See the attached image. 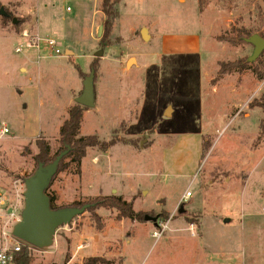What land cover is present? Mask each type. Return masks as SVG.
Wrapping results in <instances>:
<instances>
[{
  "label": "rangeland",
  "instance_id": "rangeland-1",
  "mask_svg": "<svg viewBox=\"0 0 264 264\" xmlns=\"http://www.w3.org/2000/svg\"><path fill=\"white\" fill-rule=\"evenodd\" d=\"M201 1L116 0L102 44V0H0V192L24 201L36 139L50 155L61 149L59 128L94 70L78 136L117 143L65 158L47 192L57 208L121 195L157 217L86 210L52 245L32 246L31 264H264V110L249 106L264 93V50L249 69L218 72L252 53L223 40L234 29L264 38V1ZM24 31L56 40L63 55L16 53Z\"/></svg>",
  "mask_w": 264,
  "mask_h": 264
},
{
  "label": "trees",
  "instance_id": "trees-1",
  "mask_svg": "<svg viewBox=\"0 0 264 264\" xmlns=\"http://www.w3.org/2000/svg\"><path fill=\"white\" fill-rule=\"evenodd\" d=\"M201 4L202 1L198 0ZM264 1V0H263ZM116 0H102L101 9L104 14V21L102 24L103 35L100 39L102 44H104L107 40V35L110 27L112 26L113 20L118 16L117 10L114 7V3ZM6 17V16H4ZM251 33L243 28L234 29V33L231 36H226L223 40H227L230 44L235 45L238 42H242L243 38L250 36ZM261 35H263L261 33ZM253 66V62H245L244 60H236L231 62H221L219 68V74H229L235 71H244ZM94 68V67H93ZM258 74V71L255 70ZM264 75L259 74V78H263ZM260 101L254 99L249 106H259L264 110V93L260 97ZM86 107H83L79 104H74L68 110V117L62 122L59 128V144L60 148L54 155L49 154V146L47 142L43 138L36 139V145L38 148V153L35 156V160L37 165L39 163H48L51 162L54 157L61 151L66 148L67 145L70 146V150L67 154L61 159L57 172L64 168L63 161L65 158H69L71 162L79 163L81 159L84 157L86 153V149L89 147H98L101 151L105 152L110 146L117 143L113 138L106 141L100 140L99 137L95 134L92 135H83L78 136L80 124L82 120V111ZM261 134L264 132V119H262L260 125ZM120 142L128 143L131 142L127 139H119ZM54 178V177H53ZM48 189V188H47ZM46 189V194L49 196L50 206L51 208H57L53 205V197L48 194ZM84 204H91L89 208L86 210H92L98 207H104L108 209H115L117 211V219L128 218L130 220H145L144 213L141 211H135L133 209V199L125 200L121 195H98L92 199L83 201L82 203L76 204L77 207H80ZM96 219L98 218L95 214L93 215ZM16 264H31L32 261V249L28 248V246H24L21 251L18 253L16 258ZM104 258L100 256H90L88 257L83 264H97L99 262H104Z\"/></svg>",
  "mask_w": 264,
  "mask_h": 264
},
{
  "label": "water",
  "instance_id": "water-1",
  "mask_svg": "<svg viewBox=\"0 0 264 264\" xmlns=\"http://www.w3.org/2000/svg\"><path fill=\"white\" fill-rule=\"evenodd\" d=\"M0 15L7 16L3 6L0 7ZM13 23H16L15 19H13ZM101 30L102 25L99 27L98 35H100ZM140 35L143 39H146L145 29L140 30ZM243 40L253 46L252 53L247 58V62L251 63L263 52L264 38L254 33L243 38ZM100 54L101 51H98L95 56ZM93 78L94 70H91L89 75L83 80L82 93L75 98L77 104L86 108L94 105ZM69 150L70 146L67 145L51 162L46 164L39 163L36 170L24 179L23 208L20 221L13 228V235L39 249L52 245L57 228L69 224L75 216L83 214L91 206V204H84L80 207L66 206L54 209L50 206L46 189L56 174L61 159ZM156 218V216H144L145 220L156 221Z\"/></svg>",
  "mask_w": 264,
  "mask_h": 264
},
{
  "label": "built area",
  "instance_id": "built-area-1",
  "mask_svg": "<svg viewBox=\"0 0 264 264\" xmlns=\"http://www.w3.org/2000/svg\"><path fill=\"white\" fill-rule=\"evenodd\" d=\"M64 9L69 12L71 6L65 5ZM28 37V31H24L22 42L15 47L16 53L32 49L38 53L46 52L48 57L63 55L56 40L47 38L41 43L39 37ZM1 132L6 133L8 129L4 127ZM187 195H190V192H187ZM22 208L23 202L21 199L13 200L0 192V264H16L17 255L24 246L32 249V245L13 235V228L20 221ZM153 235L158 236L157 232H154Z\"/></svg>",
  "mask_w": 264,
  "mask_h": 264
},
{
  "label": "bare ground",
  "instance_id": "bare-ground-1",
  "mask_svg": "<svg viewBox=\"0 0 264 264\" xmlns=\"http://www.w3.org/2000/svg\"><path fill=\"white\" fill-rule=\"evenodd\" d=\"M131 61V60H130Z\"/></svg>",
  "mask_w": 264,
  "mask_h": 264
}]
</instances>
